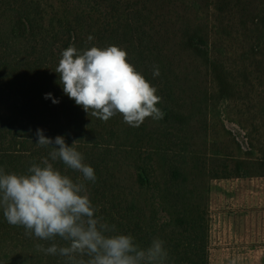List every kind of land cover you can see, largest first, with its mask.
Segmentation results:
<instances>
[{
	"label": "trees",
	"instance_id": "1",
	"mask_svg": "<svg viewBox=\"0 0 264 264\" xmlns=\"http://www.w3.org/2000/svg\"><path fill=\"white\" fill-rule=\"evenodd\" d=\"M70 45L124 49L157 89L163 118L131 127L119 114L88 115L55 72ZM37 128L76 141L95 172L87 187L98 216L141 245L161 238L170 264H209L210 183L264 177V0H0L6 172L47 156ZM36 243L47 246L0 209V264H64Z\"/></svg>",
	"mask_w": 264,
	"mask_h": 264
},
{
	"label": "clouds",
	"instance_id": "2",
	"mask_svg": "<svg viewBox=\"0 0 264 264\" xmlns=\"http://www.w3.org/2000/svg\"><path fill=\"white\" fill-rule=\"evenodd\" d=\"M55 72L63 93L104 122L119 114L127 125L139 127L146 118L164 116L157 107L162 99L157 89L117 46L77 50L70 45L62 50ZM152 75H160L158 67ZM44 98L59 103L51 93ZM35 135L37 147L50 151L24 174L0 167V209L10 225L22 226L26 236L47 242L35 244L38 252L64 258V264H170L164 240L154 237L141 245L131 233H120L97 215L87 187L96 182L95 172L84 163L76 141L68 146L63 136L48 138L39 128ZM68 170L80 175L74 180Z\"/></svg>",
	"mask_w": 264,
	"mask_h": 264
},
{
	"label": "rangeland",
	"instance_id": "3",
	"mask_svg": "<svg viewBox=\"0 0 264 264\" xmlns=\"http://www.w3.org/2000/svg\"><path fill=\"white\" fill-rule=\"evenodd\" d=\"M209 218V264H264V208L214 193L209 194Z\"/></svg>",
	"mask_w": 264,
	"mask_h": 264
},
{
	"label": "crops",
	"instance_id": "4",
	"mask_svg": "<svg viewBox=\"0 0 264 264\" xmlns=\"http://www.w3.org/2000/svg\"><path fill=\"white\" fill-rule=\"evenodd\" d=\"M214 193H226L234 197H240L244 203H249L258 208H264V177L261 178H245L232 180H216L210 183V188ZM236 206L235 203L232 204ZM228 206V205H227ZM235 235L237 232L231 229ZM264 227L260 230V236H264Z\"/></svg>",
	"mask_w": 264,
	"mask_h": 264
}]
</instances>
